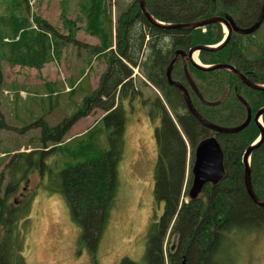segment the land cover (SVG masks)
I'll return each mask as SVG.
<instances>
[{"label":"rangeland","instance_id":"1","mask_svg":"<svg viewBox=\"0 0 264 264\" xmlns=\"http://www.w3.org/2000/svg\"><path fill=\"white\" fill-rule=\"evenodd\" d=\"M84 2L0 0V19L7 20L14 16L34 23L35 18H39L50 24L58 34L70 38L66 42L55 37L59 43L54 49L52 60L38 70L8 64L0 53L1 196L10 181L18 182L16 189L8 195L7 204L17 207L19 226L25 234L23 257L26 264H120L124 259H127L128 264H147L149 259H144L146 237L152 223L160 218L163 206L157 205L153 199V172L157 159L154 130L160 122L158 119L151 121L146 112L164 108L182 138L185 137L176 123L174 113L153 87L142 83L136 69L135 78L132 79L134 83H127L121 92L122 103L118 100L120 87L116 92L115 104H121L124 111V148L118 165L116 202L94 258L82 242L81 229L73 221L63 197L58 193H50L47 188L57 172L66 164L75 162L67 155L66 150H70L67 146L75 150L78 148L76 144H83L85 139L96 150L108 147L103 132L104 124L100 123L107 113L94 107L93 103L86 109L84 103L85 98L93 96L99 88L103 75L109 69L111 56L107 54L108 59L94 57L92 48L97 41L85 31L86 17L80 18V5ZM135 5L136 0H110L108 8L111 14L109 34L114 36V45L116 41L123 45V32L120 35L115 32V28L121 26L120 19L130 17L126 23L128 33L125 41L132 48L133 60L136 59L133 37L142 31H134L139 28L140 22L128 13ZM72 20H76L75 23ZM0 26L4 28L5 24L0 23ZM113 49L117 50L116 47ZM127 93H132L133 101H129L131 98L127 97ZM78 113L81 115L60 140L67 142L75 138L73 141L60 145V150L54 149L51 139L41 145L42 123L49 128L63 122L67 126ZM28 153H34L35 161L39 154L42 155L45 162L42 176L40 167L28 169L25 161L18 157V154ZM89 153H92L91 149ZM193 153L187 145L186 178L190 175ZM19 161L24 162V166L12 176L9 167ZM23 187H26V191L20 198ZM188 188H185V194ZM16 200L17 203L14 202ZM25 221L27 223L22 227ZM252 226L255 225L246 224L223 240L221 264H264V227L253 230ZM174 243L175 237L171 241L165 238L164 254L169 247L173 250Z\"/></svg>","mask_w":264,"mask_h":264},{"label":"trees","instance_id":"2","mask_svg":"<svg viewBox=\"0 0 264 264\" xmlns=\"http://www.w3.org/2000/svg\"><path fill=\"white\" fill-rule=\"evenodd\" d=\"M220 3L225 6V0H221ZM145 6L153 18L163 23H192L221 13L217 3L211 0H145ZM109 7L110 0H85L84 4L80 5V18L86 17L85 31L97 41L92 48L94 57L103 56L108 59L107 54L111 56L109 69L103 75L99 88L93 96L85 98L84 103L86 109L93 103L94 107L107 113L100 123L104 124L103 132L108 147L96 150L95 146L86 143L85 139L83 144L80 142L76 144L78 148L75 150L67 146L70 150H66V153L75 159V162L66 164L47 186L50 193H58L65 200L73 221L81 229V240L93 258L116 202L119 185L118 165L124 148V111L121 104H115V99L117 88L120 87L122 89L118 100L123 102L121 96L125 88V83L122 84L125 79L123 76L128 75L123 74L120 69V58L135 64L132 48L126 44L122 48L117 41L114 45V36L111 37L109 34L111 33ZM136 10L137 6L132 7L128 13L134 16ZM128 19L130 17L125 16L120 19V23L123 24ZM65 21L69 23L68 20ZM72 21L75 23L76 20ZM139 21L150 30V35L153 31H158L150 28L142 15L139 16ZM0 23L5 24L4 28L0 26V53L8 64L38 70L52 60L54 49L59 43L55 37L70 41L68 35L58 34L50 24L39 18H35L33 23L26 18L12 16L7 20L0 19ZM122 24L115 28V32L120 35L124 31ZM206 29L207 34L204 35L198 30L197 41L212 45L222 39L223 34L219 27L216 29L208 26ZM173 33L186 35L187 42L196 44V30ZM144 37L145 34L140 35L141 44ZM4 40L6 42H3ZM134 41L136 45L138 41L136 39ZM71 42H75L73 38ZM113 47L117 50L115 51ZM216 57L223 59L224 50L218 52ZM160 66L151 63L142 72L147 81L152 83V73H160ZM166 100L192 154L196 146V122L188 113L182 111L181 100L174 91L166 96ZM79 115L81 113L71 118L67 126L63 122L49 128L42 123L41 145L51 139L55 145L54 149L60 150V145L73 141L75 138L67 142L60 140ZM147 115L151 121L158 119L160 122L154 130L157 159L153 172V199L157 205L162 204L163 209L158 221L152 223L149 228L144 259L145 261L149 259L147 264H180L182 257L187 259L188 264H221L220 251L223 240L228 239L230 234L240 231L239 229L246 224L255 225L251 227L253 230L264 227L260 225L264 224V211L258 209L242 189L238 149L233 147L232 152L227 153V179L214 192L206 188L204 199L195 203L189 202L185 194V188L190 184V175L186 178L185 171L186 142L164 109L147 111ZM90 149L92 153H89ZM33 156L34 153L18 154V157L25 161L26 168L40 167L42 176L44 159L39 154L35 161ZM23 166L24 162L21 161L15 166L10 165L11 175L15 176ZM25 173L26 169L24 175ZM17 184L18 182L10 181L2 196L0 191V264H25L21 257L25 234L19 226L17 207H10L7 204V197L16 189ZM26 223L27 221L22 227ZM166 237L169 241L175 237V243L173 250L169 247L164 254L163 244ZM120 264H128L127 259L122 260Z\"/></svg>","mask_w":264,"mask_h":264},{"label":"flooded vegetation","instance_id":"3","mask_svg":"<svg viewBox=\"0 0 264 264\" xmlns=\"http://www.w3.org/2000/svg\"><path fill=\"white\" fill-rule=\"evenodd\" d=\"M211 1L217 3V6L220 7L219 12H221L214 14L212 17L224 19L225 26L221 24L212 25L216 29L219 27L223 34L222 39L225 37L227 40L225 47L222 49L224 50L223 59L216 57V54L222 50L218 52L196 51L192 57H189L190 49L195 46H216L221 42L222 39L216 44L205 45L197 41L199 38L197 35L198 30L204 35L207 34V29L204 31L197 29L196 44H191L186 41V35L173 32L192 31H163L148 24L150 28L158 30L153 31L152 35H150V30L140 20V24H138L139 28H135L134 31H137V29H142V31L133 37V39L138 41L135 51L136 59L133 60L135 64L133 65L120 58V69L123 71V74L127 73L128 75L123 76L125 79L122 84L125 83L124 86L126 87L127 83H134L132 79L135 78L134 69H136L143 80L142 83L153 87L168 108L166 96L174 91L181 100L182 111L190 115L179 90L168 83L167 69L174 60V65L170 71V79L184 87L196 113L215 128L206 127L190 115L196 122L195 148L197 149L203 140L213 137L223 153L225 179L216 187L205 186L198 201L204 199L206 188L214 192L227 179V153L232 152L233 147L238 149V155H240L238 163L240 166L241 186L249 198L244 185L243 159L249 146L259 144L251 152L248 159L250 185L257 198L264 202V29H262L264 27V19L260 26L252 33H241L242 30L251 28L257 22L264 0H225V6L220 3L221 0ZM135 6H137V10L133 18L139 19V16L142 14L140 13L137 0ZM142 17L145 19L143 15ZM145 21L147 22L146 19ZM126 23L127 21H124V31H122L123 45L127 42L125 41L128 33ZM141 34H145L142 44L141 41L139 42ZM123 45L120 44L121 47ZM151 63L161 65L160 73H152V83L147 81L142 73ZM194 63L205 66L224 64L229 66V69L227 71L214 70L202 72L193 67ZM186 69L187 71H185ZM187 75L191 77L196 87V94L186 78ZM127 97L132 99V93H127ZM131 99H129L130 102L134 100ZM242 126L245 127L237 132L225 131ZM184 140L186 142V139ZM187 145L188 143H186V148ZM22 190L19 194L20 198H23L26 187H23ZM14 202L17 203L18 201ZM260 210L264 211V209ZM24 251L25 248L21 253V257L26 264L23 257Z\"/></svg>","mask_w":264,"mask_h":264},{"label":"water","instance_id":"4","mask_svg":"<svg viewBox=\"0 0 264 264\" xmlns=\"http://www.w3.org/2000/svg\"><path fill=\"white\" fill-rule=\"evenodd\" d=\"M139 3V10L140 13L145 17L148 24L156 29L163 30V31H194L197 29H200L202 27H207L215 24H221L224 25V19L218 18V17H211L206 18L200 21L192 22V23H163L155 18H153L147 11L145 6V0H137ZM264 19V3L260 9L259 17L257 22L249 29L242 30L241 33L243 34H250L252 33L256 28L260 26ZM226 38L224 37L221 42L216 46H198L193 47L189 51V57H192L196 51H206V52H218L222 50L226 45ZM174 65L173 62L169 65L167 69V79L168 83L171 86H174L177 88L181 94V98L184 102V105L187 109V111L190 113L193 118L198 121H200L203 125L206 127H209L211 129H215L213 126L208 124L202 117H200L197 113L195 108L193 107L190 98L181 84L173 82L170 79V71L171 68ZM194 68L199 69L202 72H210L214 70H223L227 71L229 69V66L224 64L219 65H213V66H205V65H196V63L193 64ZM187 71V69L185 70ZM190 86L193 88L195 94H196V87L194 83L192 82V79L189 75L186 76ZM245 126H242L237 129L232 130H225L226 132H237L244 128ZM259 146V144L251 145L248 147L246 153L244 154V185L246 187V191L248 193V196L250 200L260 209H264V202L259 200L257 196L255 195L251 185H250V172H249V156L251 152L256 149ZM191 182L190 187L188 189L187 197L190 202H197L200 199V196L202 194L203 189L205 186L209 185L211 187H216L220 182H222L225 179V170L223 166V153L219 148L218 143L213 137L207 138L203 140L200 145H198L197 149L194 150V161L193 165L191 167ZM180 264H188L186 258H182Z\"/></svg>","mask_w":264,"mask_h":264}]
</instances>
